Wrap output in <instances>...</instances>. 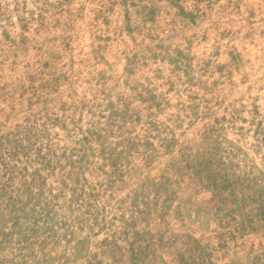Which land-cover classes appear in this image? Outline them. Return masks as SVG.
<instances>
[{
    "label": "rangeland",
    "instance_id": "obj_1",
    "mask_svg": "<svg viewBox=\"0 0 264 264\" xmlns=\"http://www.w3.org/2000/svg\"><path fill=\"white\" fill-rule=\"evenodd\" d=\"M0 264H264V0H0Z\"/></svg>",
    "mask_w": 264,
    "mask_h": 264
}]
</instances>
